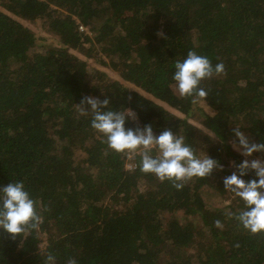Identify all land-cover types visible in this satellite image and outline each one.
Wrapping results in <instances>:
<instances>
[{
    "label": "trees",
    "instance_id": "1",
    "mask_svg": "<svg viewBox=\"0 0 264 264\" xmlns=\"http://www.w3.org/2000/svg\"><path fill=\"white\" fill-rule=\"evenodd\" d=\"M245 160L264 0H0V264H264Z\"/></svg>",
    "mask_w": 264,
    "mask_h": 264
},
{
    "label": "rangeland",
    "instance_id": "2",
    "mask_svg": "<svg viewBox=\"0 0 264 264\" xmlns=\"http://www.w3.org/2000/svg\"><path fill=\"white\" fill-rule=\"evenodd\" d=\"M33 30L35 31V33H37L39 36L43 37V38H49V36H51V34L44 28L42 27H38L37 25H33L32 24V27ZM127 113H129L131 116L135 117V114L132 113L131 111H127ZM155 144V143H154ZM249 161L248 163L252 164V165H255L257 167H260L259 169L262 171V173H264V160L261 161H257V160H245V162ZM252 161V162H250ZM128 164H132L131 162H127V165Z\"/></svg>",
    "mask_w": 264,
    "mask_h": 264
},
{
    "label": "built area",
    "instance_id": "3",
    "mask_svg": "<svg viewBox=\"0 0 264 264\" xmlns=\"http://www.w3.org/2000/svg\"><path fill=\"white\" fill-rule=\"evenodd\" d=\"M79 29L81 30V31H88L87 30V28H85V27H83V26H80L79 27ZM142 137H140L139 139H141ZM143 148L144 149H151V148H153L154 146H155V144L149 139V138H143ZM131 156V154H129V157ZM134 166H133V164H128L127 165V168L128 169H132Z\"/></svg>",
    "mask_w": 264,
    "mask_h": 264
},
{
    "label": "bare ground",
    "instance_id": "4",
    "mask_svg": "<svg viewBox=\"0 0 264 264\" xmlns=\"http://www.w3.org/2000/svg\"><path fill=\"white\" fill-rule=\"evenodd\" d=\"M154 143V142H153ZM155 147V146H154ZM133 164V163H132Z\"/></svg>",
    "mask_w": 264,
    "mask_h": 264
}]
</instances>
